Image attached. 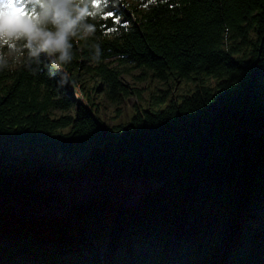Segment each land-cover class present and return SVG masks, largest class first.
Instances as JSON below:
<instances>
[{"label": "trees", "instance_id": "trees-1", "mask_svg": "<svg viewBox=\"0 0 264 264\" xmlns=\"http://www.w3.org/2000/svg\"><path fill=\"white\" fill-rule=\"evenodd\" d=\"M131 2L100 64L90 41L55 79L0 72V264H264V0ZM132 69L168 87L110 126L93 94L119 118ZM54 155L87 157L84 182Z\"/></svg>", "mask_w": 264, "mask_h": 264}, {"label": "clouds", "instance_id": "clouds-1", "mask_svg": "<svg viewBox=\"0 0 264 264\" xmlns=\"http://www.w3.org/2000/svg\"><path fill=\"white\" fill-rule=\"evenodd\" d=\"M121 0H0V72L17 68L33 77L55 79L70 65L79 42L90 43L89 62L100 64L103 50L97 32L109 9ZM112 31H115L113 29ZM68 83L67 73L58 81Z\"/></svg>", "mask_w": 264, "mask_h": 264}, {"label": "rangeland", "instance_id": "rangeland-1", "mask_svg": "<svg viewBox=\"0 0 264 264\" xmlns=\"http://www.w3.org/2000/svg\"><path fill=\"white\" fill-rule=\"evenodd\" d=\"M132 0H121V2L119 3L121 10L125 13L129 12V6L128 3H132ZM113 15H111L110 17H112ZM121 21L120 19H118L117 22ZM106 63L109 64V66L114 67L117 66L118 62L115 59H110L108 61H106ZM132 74L130 76H125L122 77V80L124 82V84L128 85L129 87L132 88H137L139 91L141 90L143 92V102H138V100L136 99L135 96H131L129 98H126V100L123 102L122 106H120L119 109H121V116L119 118H117L118 113H117V107L114 106L106 93H101V94H93L94 95V101L96 103V105H99V117L101 118V120H103L104 123L110 125V126H114V125H120V124H124L126 125L127 123H129L134 115V106L135 104L139 103L141 106L146 107L147 108V103L151 97V95L153 93H155L158 89L162 88V87H168L167 85H165L163 82L160 83L157 79H153V78H149L147 77L146 81H140L142 77L141 72L139 70H134L132 69ZM90 76H87L85 79V84L87 87H95V81L93 79H89ZM101 82V81H100ZM106 89L107 86L105 85ZM190 87L192 88V85L187 86L185 83H178L176 86V94H178L179 92H182L183 89ZM68 130L65 132L67 133ZM54 163L56 164V168L57 170H59L60 173H62L63 171H67L69 177L66 181H58V183L63 182L68 184L69 186L72 184V186H79L82 184L83 178H81L79 175H76L77 172L80 171L82 164L87 160V157L85 158H79V159H75V160H68V159H64L63 156H58V155H54ZM56 182V181H54ZM53 182V187L56 185ZM62 185V184H61ZM140 187V186H139ZM138 188V187H137ZM137 191H141V188L137 189ZM122 195V194H121ZM135 194H130L129 195V199L126 202L127 204H129V200H137V202L139 201V197L140 195H136L133 196ZM71 195L69 194V197ZM261 214L256 215V217H259Z\"/></svg>", "mask_w": 264, "mask_h": 264}, {"label": "water", "instance_id": "water-1", "mask_svg": "<svg viewBox=\"0 0 264 264\" xmlns=\"http://www.w3.org/2000/svg\"><path fill=\"white\" fill-rule=\"evenodd\" d=\"M159 185H160V182H157L156 180H151V181H149L148 184H147L148 188H150V189H149L150 191H151L152 189L157 188ZM137 187H138V189H139V185H138ZM137 200H138V199H136V200H129V204L132 205V206H134V205L137 203Z\"/></svg>", "mask_w": 264, "mask_h": 264}, {"label": "snow or ice", "instance_id": "snow-or-ice-1", "mask_svg": "<svg viewBox=\"0 0 264 264\" xmlns=\"http://www.w3.org/2000/svg\"><path fill=\"white\" fill-rule=\"evenodd\" d=\"M111 15H112L111 13L108 14V16H111ZM108 16H107V17H108ZM107 17H106V18H107Z\"/></svg>", "mask_w": 264, "mask_h": 264}]
</instances>
